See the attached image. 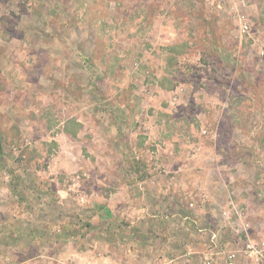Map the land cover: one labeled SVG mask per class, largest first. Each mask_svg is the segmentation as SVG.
Masks as SVG:
<instances>
[{
  "label": "rangeland",
  "instance_id": "374dc122",
  "mask_svg": "<svg viewBox=\"0 0 264 264\" xmlns=\"http://www.w3.org/2000/svg\"><path fill=\"white\" fill-rule=\"evenodd\" d=\"M249 240L264 0H0V264H263Z\"/></svg>",
  "mask_w": 264,
  "mask_h": 264
},
{
  "label": "built area",
  "instance_id": "2783aa9c",
  "mask_svg": "<svg viewBox=\"0 0 264 264\" xmlns=\"http://www.w3.org/2000/svg\"><path fill=\"white\" fill-rule=\"evenodd\" d=\"M241 29L245 32H247L249 30V24L248 22H243L241 23ZM247 250L246 253H248L250 256H256L257 258H262L264 256L263 251L257 249V246L255 244V242L253 240H249L247 242ZM232 256V255H230ZM207 264H212V260L207 258Z\"/></svg>",
  "mask_w": 264,
  "mask_h": 264
},
{
  "label": "crops",
  "instance_id": "0c3cea01",
  "mask_svg": "<svg viewBox=\"0 0 264 264\" xmlns=\"http://www.w3.org/2000/svg\"><path fill=\"white\" fill-rule=\"evenodd\" d=\"M188 217H184V220L187 219ZM228 262V261H227ZM264 264V263H263Z\"/></svg>",
  "mask_w": 264,
  "mask_h": 264
}]
</instances>
